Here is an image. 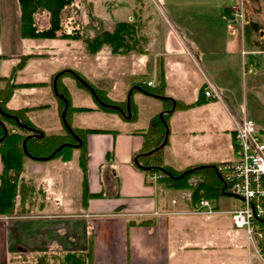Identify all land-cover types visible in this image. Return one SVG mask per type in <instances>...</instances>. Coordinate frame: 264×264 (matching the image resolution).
<instances>
[{"label": "crops", "instance_id": "1", "mask_svg": "<svg viewBox=\"0 0 264 264\" xmlns=\"http://www.w3.org/2000/svg\"><path fill=\"white\" fill-rule=\"evenodd\" d=\"M228 3V0H210L207 5L212 17L217 15L223 24ZM129 4L136 6L137 2L130 0ZM128 21L132 22L130 15L120 22L133 25ZM35 23L39 29H45L46 13L36 15ZM79 26L75 28L79 30ZM19 30L17 1L0 0V78H8L19 62L7 63L12 57L20 60L28 56L13 82L32 85L16 88L6 107L29 108L26 116L34 127L46 135H64L59 103L52 88L53 76L58 71L39 76L31 63L42 57L32 46L39 44L46 48L45 42L50 40H23ZM210 34L201 46L200 42L193 41V50L188 47L180 50L175 43L171 46L182 51L178 60L187 58L190 65L185 61L183 65L169 62L163 66L154 61L173 54L172 49L168 53L155 50L147 63L146 70L151 76L144 82H151L150 88L163 83L164 94L170 99L185 105L195 102L200 91L206 88V76L223 100L222 103L203 97L205 101L200 106L176 110L169 115L168 129L173 131L167 136L162 159L164 165L178 172L192 166L219 165L233 160L234 125L230 114L249 118L244 107L240 110L238 99H234L236 94L227 90L230 73L236 69V64L232 67L231 56H239L242 65L240 41L236 53L235 35L226 31L221 43H216L218 36ZM156 44L158 49L161 42L159 45L157 40ZM243 45L250 52L243 61L252 73L242 77V81L262 94L264 0H246ZM48 47L54 49L52 44ZM186 65L193 71L187 70ZM3 68L7 72H1ZM65 78L62 83L73 97L71 90L77 84L67 85ZM4 87L5 81L0 79V90ZM75 88L80 92L78 86ZM105 89L99 88L109 100L126 102L127 97H111ZM132 93L134 121L99 110L98 105L84 106L90 112L72 114L74 128L95 132L84 136L82 148H73L69 160L23 158L15 208L12 214L0 216V264H19L21 258H28L34 264H264L248 248L245 232L232 226L230 211L239 205L234 198L237 204L233 209L223 207L219 198L224 200L226 197L222 196H230L222 193L207 199L215 207L213 214L192 215L189 213L196 205L192 203V190L169 189L150 178L151 174L133 166L132 156L141 149L142 135L149 121L160 116L165 105L139 90ZM15 97H19L21 104L11 107ZM225 97L240 114L230 108ZM72 107L83 106L73 104ZM55 116L60 118L58 124L54 122ZM38 123L50 128L42 129ZM255 128L261 129L256 125Z\"/></svg>", "mask_w": 264, "mask_h": 264}, {"label": "rangeland", "instance_id": "2", "mask_svg": "<svg viewBox=\"0 0 264 264\" xmlns=\"http://www.w3.org/2000/svg\"><path fill=\"white\" fill-rule=\"evenodd\" d=\"M135 1L137 2L136 6H131L129 4L130 0H78V3H73V7L67 9L68 11L66 10L67 13L65 15L68 19H66L65 29L71 31L77 24H80L81 40H50L45 42L46 48L41 47L39 44L32 46L33 50L42 55L41 58H35L31 61V63H34L32 67L34 71L39 76H46L51 72L63 70L73 71L79 74L92 87L97 89L106 88L105 90L111 97L126 98L129 96L130 99V96H133L130 91L131 88L137 84H144L146 77L151 76L146 69L147 63L151 61L155 50H159V53H165L164 51L168 53V50H173V54L168 53L167 57L163 56L154 60L163 66L169 62H177V64L183 65L185 61H188L190 65L187 58L178 60L182 47H188L189 50H193L194 43L192 42H200L198 45L201 46L204 40L211 36L210 33L218 36L215 39L216 43H221L226 31L228 32L226 22L225 24L221 23L222 21H218L219 17L217 15L212 17V13L208 11L207 5L210 0H156L158 4H155V0H153L154 3L152 0ZM228 1L229 7L234 0ZM129 15L132 18V22L128 21V23L133 24L135 31L132 39L128 40L132 46L130 52L127 54H112L110 48L106 45L102 46L96 53L87 51L86 44L83 41L84 38H94L103 31L111 32L116 23L125 21ZM145 16L148 17L147 21ZM43 21L44 19L40 20V23ZM235 39L234 48L236 53H238L239 38L235 37ZM157 40L159 45L161 42V46L158 49H156ZM174 43L178 45L180 50L177 51L171 47ZM51 44L54 45V49H49L48 46ZM181 55L186 57L183 53ZM12 61L18 62L19 58L12 57L7 63L12 64ZM231 63L234 68V64H236V69L230 73L232 76L229 79L230 83L227 86V90H231L238 95V97L234 95V99H238L240 110L244 107L247 116L258 128H261L260 130L264 131V93L260 94L253 91L247 82L242 81V65L240 67L239 56H231ZM184 67L193 71V68L188 65ZM203 69L206 72L205 66H203ZM7 70L3 68L1 72H7ZM65 79H67L65 82L67 85L72 86L73 83H76L73 78L67 77ZM193 79L194 77L191 78V80ZM77 86H73L71 90L73 97L70 96V100L73 98L72 105L83 107L98 105L92 95L85 89L78 86L81 89L79 90L80 92L75 90ZM262 91L264 92V87ZM91 98L93 104L90 103ZM76 99L78 103H76ZM57 101L59 103L58 97ZM227 103L234 112L240 114L238 109L233 108L232 103L228 102V100ZM20 104L19 97L11 100V107H17ZM68 118L73 127L74 124L72 125V123L75 116L69 114ZM55 120L58 124L60 118L55 116L54 122ZM6 127L8 130H14L22 134V131L15 126L8 125ZM40 127L42 129L50 128V126L44 128L42 125ZM167 130L168 134L170 130L173 131V129H168V125ZM27 185L26 182L25 187H28ZM222 197L226 198L223 200L220 197L219 201L224 203L223 207L225 206L226 209H233L236 206L237 203L233 198ZM261 226L264 230V223ZM18 262L19 264H34V262H29L28 258H21Z\"/></svg>", "mask_w": 264, "mask_h": 264}, {"label": "trees", "instance_id": "3", "mask_svg": "<svg viewBox=\"0 0 264 264\" xmlns=\"http://www.w3.org/2000/svg\"><path fill=\"white\" fill-rule=\"evenodd\" d=\"M16 1L19 9V35L21 39H56L69 41L81 39V34L77 28H74L71 31L65 29L66 19H68L65 15L67 13L66 10L73 7L74 0ZM43 12L47 15V27L45 29H39L35 23V17ZM133 32V25H129L125 22H118L115 24L114 29L111 32L103 31L94 38H84L83 41L85 42L89 53H96L102 46L106 45L110 48L112 54H127L132 50V46L128 40L132 39ZM27 58L28 56H22L20 58L8 78H0L5 81V87L0 90V216L12 214L13 209L15 208L17 184L22 171L23 158L26 157L34 161H46L60 146L65 144H77L67 129H65L64 135H45L37 130L29 122L26 116V113L30 110L29 108L10 110L6 107L8 100L11 98L12 93L16 88L32 86L31 84L17 85L13 82L16 72L23 67ZM74 73L75 75L67 70L62 71L56 80V90L67 100L68 106L65 111V122L72 133L81 140V145L78 147L81 149L84 136L95 131L73 128L70 124L68 115L75 112H90L91 109L72 107L70 95L67 88L62 83V78H73L80 88L85 89L92 95L94 100L98 103V109L104 112L118 113L124 116L123 113L126 112V102L118 103L109 100L103 90L92 87L79 74L76 72ZM81 80L84 81L90 89L85 87ZM134 90H139L148 96L161 100L165 105V111H163L160 116H156L149 121V124L142 135L141 149L138 153L132 156L133 166L144 173L161 174V178L157 179V181L163 183L169 189H186L188 186V179L196 177L198 181L195 187L192 188L191 193L193 204L202 199L216 198L224 193L223 182L215 170V165L192 166L178 172L163 163L162 151L165 145L157 149L163 142L169 115L176 110H187L200 106L205 101L203 98V90L200 91L198 99L189 105H185L179 101L166 97L164 94L163 83H160L154 88L137 84L136 87L132 88L131 94ZM58 100L59 115L61 118L64 102L59 97ZM129 109V121H134L136 116L133 112L131 96L129 99ZM4 114L17 118L20 124L25 125L27 128L34 129L35 131L19 128L13 117H7ZM7 124L19 128V130L22 131V134L17 133L14 130H8L6 127L8 126ZM4 132H6V134H4ZM38 133H42V137L37 138L32 136L33 134L37 135ZM73 148L75 147L65 146L55 153L51 159L61 158L62 160L67 161L70 159ZM154 149L157 150L152 152Z\"/></svg>", "mask_w": 264, "mask_h": 264}, {"label": "built area", "instance_id": "4", "mask_svg": "<svg viewBox=\"0 0 264 264\" xmlns=\"http://www.w3.org/2000/svg\"><path fill=\"white\" fill-rule=\"evenodd\" d=\"M227 29L242 37L245 24L244 0H236L228 9ZM246 52L242 49L241 55ZM250 70L243 68L245 76ZM207 89L206 98L221 101V94L212 82L204 76ZM151 85L150 82L147 83ZM234 125V160L221 163L217 171L224 183L225 192L236 199L239 205L230 212L234 228L245 231L248 248L261 260L264 258V133H259L252 121L230 114ZM160 175H153L157 179ZM189 186L196 184L195 179L188 181ZM214 205L200 200L192 208V215H211Z\"/></svg>", "mask_w": 264, "mask_h": 264}, {"label": "water", "instance_id": "5", "mask_svg": "<svg viewBox=\"0 0 264 264\" xmlns=\"http://www.w3.org/2000/svg\"><path fill=\"white\" fill-rule=\"evenodd\" d=\"M71 73L73 74V75H75V73H73L72 71H71ZM59 75H60V73H58L55 77H54V79H53V81H52V88H53V91H54V94L57 96V97H59L63 102H64V108H63V111H62V113H61V119H62V121H63V123H64V125H65V128L71 133V135L73 136V138L75 139V141L77 142V144L76 145H71V144H65V145H62V146H60L59 148H57L49 157H48V159H51L53 156H54V154L55 153H57L59 150H61L62 148H64L65 146H74V147H79L80 145H81V140L76 136V135H74L73 133H72V131L70 130V128L68 127V125L66 124V122H65V111H66V109H67V106H68V103H67V100L61 95V94H59L58 92H57V90H56V80H57V78L59 77ZM82 81V80H81ZM82 83H83V85L85 86V87H87L88 89H90V87L84 82V81H82ZM126 106H127V115H126V118H130V111H129V96L127 97V104H126ZM4 115H6V114H4ZM7 117H13V116H8V115H6ZM14 118V120H15V122L17 123V125L20 127V128H22V129H27V130H29V131H35L34 129H30V128H27L25 125H23V124H20L19 123V121H18V119L17 118H15V117H13ZM4 134H6V132H4ZM32 136H34V137H37V138H40V137H42V133H38L37 135H35V134H33ZM167 136H168V130H167V128L165 129V134H164V139H163V142L161 143V145L157 148V149H159V148H161L162 146H164L165 145V143H166V141H167ZM23 148H24V143H23ZM157 149H154L152 152H155Z\"/></svg>", "mask_w": 264, "mask_h": 264}]
</instances>
